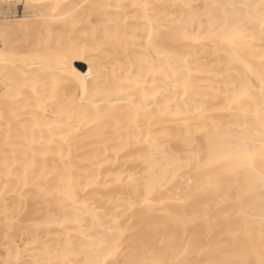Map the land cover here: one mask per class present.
Listing matches in <instances>:
<instances>
[{
	"label": "bare ground",
	"instance_id": "6f19581e",
	"mask_svg": "<svg viewBox=\"0 0 264 264\" xmlns=\"http://www.w3.org/2000/svg\"><path fill=\"white\" fill-rule=\"evenodd\" d=\"M20 2L29 19H0V264H86L93 237L115 219L119 264H259L264 0L0 6ZM145 3L147 13L132 7ZM117 4L126 8L117 12ZM225 11L242 21L244 59L255 74L207 41L185 38L200 30L199 16ZM117 26L120 38L105 42V31ZM240 74L254 99L229 110L225 85ZM209 138L227 159L198 172L191 153L203 152L206 163ZM210 179L219 191L205 187ZM149 187L154 194L144 204Z\"/></svg>",
	"mask_w": 264,
	"mask_h": 264
},
{
	"label": "snow or ice",
	"instance_id": "6c2138e0",
	"mask_svg": "<svg viewBox=\"0 0 264 264\" xmlns=\"http://www.w3.org/2000/svg\"><path fill=\"white\" fill-rule=\"evenodd\" d=\"M186 8H193V5L186 4ZM59 5H55L54 8H58ZM100 7H112L111 5H101ZM117 12L126 8V5L117 4ZM133 8H142L147 13V10L151 7L148 4H134ZM215 8H236L243 7V5H228V4H219L215 5ZM200 19V30L196 32L195 36H186V39H196L197 41L204 40L207 41L212 50L218 55L226 57L229 62L237 64H245L247 71L255 74V70L249 68L244 59V42H243V31H242V21L238 22L235 17L230 15L227 11L223 15L208 12L205 15L199 16ZM261 20L264 21V7L261 8ZM206 21V23H205ZM125 27L127 26V21H124ZM264 26V25H262ZM206 30V31H205ZM120 38V28L117 26L115 33L106 30L104 35L105 42L111 40H118ZM175 67L179 70L181 65L177 63ZM260 81V94L261 98H264V64L259 68V75L257 77ZM179 85L177 84V87ZM225 87L228 89L226 96L228 97V108L229 110H238L243 108L246 102L252 101L254 99L252 85L248 79L244 78V74H240V79L234 81L230 84H226ZM185 94H187V86L185 84ZM155 95H159L156 93ZM171 112L168 104L162 106V113L167 115ZM175 115L179 117L181 112L177 109ZM264 120V115L261 117ZM70 136L71 133L69 132ZM66 139L67 137H62ZM227 149L222 147L221 143L209 138L206 145L207 152V162L201 165V162L204 159L203 152H192L191 160L189 161L190 165H196L197 171L201 170V167H208L209 164L215 163L221 159H227L223 154ZM131 179V178H130ZM260 186L262 192L261 199V214L262 219H264V174L260 177ZM208 190H220V184L215 180H209L208 184L205 185ZM201 189H198L200 191ZM154 194V189L149 187L147 189V194L144 197V204H148L151 196ZM129 208H135L136 202L133 200L129 201ZM111 219V217L109 218ZM111 233V235H109ZM122 233L119 229V220L115 219L106 226L104 232L98 233L92 239V244L89 249V259L86 264H119V261L115 259V256L120 251L121 246V237ZM182 255V254H181ZM124 264H173L166 259H157L154 261H143L139 259H129L124 262ZM174 264H186L185 261L177 260ZM216 264H225V262H216ZM259 264H264V255L260 259Z\"/></svg>",
	"mask_w": 264,
	"mask_h": 264
},
{
	"label": "rangeland",
	"instance_id": "374dc122",
	"mask_svg": "<svg viewBox=\"0 0 264 264\" xmlns=\"http://www.w3.org/2000/svg\"><path fill=\"white\" fill-rule=\"evenodd\" d=\"M32 15V11L28 9L23 2L18 4L10 3L8 5L0 6V19H5L8 21H18L19 19H29ZM17 41H20L19 36H15ZM85 69V68H84ZM4 89L0 87V93Z\"/></svg>",
	"mask_w": 264,
	"mask_h": 264
}]
</instances>
